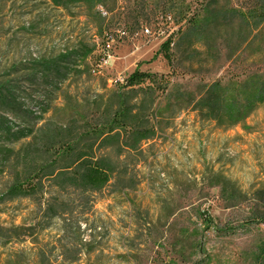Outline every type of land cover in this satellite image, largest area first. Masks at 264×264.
I'll return each mask as SVG.
<instances>
[{
    "label": "rangeland",
    "instance_id": "obj_1",
    "mask_svg": "<svg viewBox=\"0 0 264 264\" xmlns=\"http://www.w3.org/2000/svg\"><path fill=\"white\" fill-rule=\"evenodd\" d=\"M146 2L117 0L112 13L97 7L106 15L101 32L79 6L64 9L51 0H0V82L17 90L10 105H0V116L13 129L8 138L0 137V147L16 149L27 143L30 138L20 133L39 128L64 103L65 93L77 98L100 94L139 62L141 70L167 73L166 61L161 55L153 59V54L167 36L176 41L187 25L178 23L179 14L165 6V0ZM79 40L92 52L84 65H77L78 76L67 72L61 82L55 77L34 84L24 80L31 60L57 55ZM218 47L217 60L201 65L194 60L190 67L176 53L178 75L172 82L193 91L201 79L210 83L228 79L232 70L241 72L242 65L227 59L225 46ZM14 104L31 113L19 112ZM11 107L15 111L7 110ZM246 125L247 132L239 127L222 132L184 110L143 146L147 157L136 165L132 188L108 194L109 188L93 198L92 208L80 220L82 242L75 262L61 254L59 245L69 243L62 224L51 219L38 240H0V264H37L38 249L53 264H264V105ZM9 184V174L1 173L0 231L28 227L40 217L33 200L4 199Z\"/></svg>",
    "mask_w": 264,
    "mask_h": 264
},
{
    "label": "trees",
    "instance_id": "obj_2",
    "mask_svg": "<svg viewBox=\"0 0 264 264\" xmlns=\"http://www.w3.org/2000/svg\"><path fill=\"white\" fill-rule=\"evenodd\" d=\"M51 1L64 9L82 7L87 19L102 32L106 15L97 7L112 13L117 0ZM140 1L147 4V0ZM238 2L231 6L229 0H165L164 5L173 6L179 14L178 23L187 25L180 27L176 41L167 36L153 54V59L161 55L166 61L167 73L141 70L139 62L128 76L100 94L77 98L65 93L64 103L53 109L39 128L20 133L22 138H30L27 143L16 149L0 147V174L7 172L10 177L4 199L33 200L40 216L28 227L1 230L0 240L8 243L32 236L38 240L39 233L48 228V220L57 219L69 243L59 245L61 254L75 262L82 242L80 220L92 208L93 198L109 188L108 194H124L134 186L136 165L147 157L143 146L158 138L172 118L189 110L199 121L222 132L235 127L249 131L246 119L264 105V0ZM75 44L57 55L31 60L24 80L34 84L37 79L55 77L61 82L67 72L78 76L77 65H84L92 47L82 40ZM219 45L225 46L228 60L243 66L241 72L232 70L228 79L210 83L201 79L193 91L172 82L178 75L176 53L188 60V67L194 60L201 65L219 58ZM10 86L0 82L2 106L16 98L17 90ZM14 106L21 113H31L21 104ZM11 125L0 116V137H9ZM204 216L210 222L208 214ZM35 253L37 264H53L41 249Z\"/></svg>",
    "mask_w": 264,
    "mask_h": 264
}]
</instances>
